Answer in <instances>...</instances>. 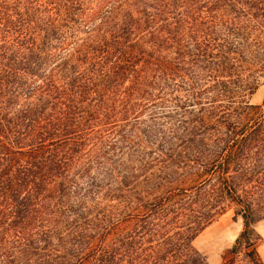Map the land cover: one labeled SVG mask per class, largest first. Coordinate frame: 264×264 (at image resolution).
<instances>
[{"label":"trees","instance_id":"16d2710c","mask_svg":"<svg viewBox=\"0 0 264 264\" xmlns=\"http://www.w3.org/2000/svg\"><path fill=\"white\" fill-rule=\"evenodd\" d=\"M254 1L0 0V264H207L229 212L262 264Z\"/></svg>","mask_w":264,"mask_h":264},{"label":"rangeland","instance_id":"374dc122","mask_svg":"<svg viewBox=\"0 0 264 264\" xmlns=\"http://www.w3.org/2000/svg\"><path fill=\"white\" fill-rule=\"evenodd\" d=\"M259 3L258 1L250 2V5ZM263 10L259 12V16L256 17V11H252V21L250 24L255 26L253 35H251L249 48V54L254 61V68L252 73L254 77L260 75L261 83H264V2H262ZM261 22V23H258ZM263 22V23H262ZM260 42V43H259ZM259 43V44H258ZM259 71V72H258ZM235 98H239L241 89L234 87ZM250 98V104L262 108V114L264 115V85H261L255 94ZM168 106L159 105L153 110H147L144 112L138 122H134L132 126L126 128L125 133L132 141L137 137L136 131L146 126L157 127L163 122L161 116L164 114L165 109H169ZM132 127V128H131ZM136 127V128H134ZM122 146L119 145L118 148ZM153 150L155 144L148 145ZM130 148V147H126ZM117 153L119 152L116 151ZM120 154V153H119ZM152 172V171H151ZM150 172V173H151ZM244 230V225L241 219H234L233 213L229 212L218 218V220L211 226L206 228L193 242L194 249L206 260L207 264H252L251 258L247 255L249 249L243 244L236 252L233 253V249L236 245L237 239L240 237ZM253 242L256 248L257 256L260 262L264 264V220L256 223L253 227Z\"/></svg>","mask_w":264,"mask_h":264}]
</instances>
